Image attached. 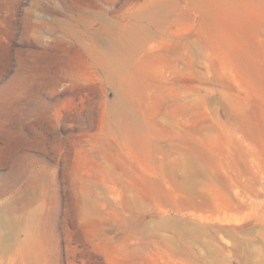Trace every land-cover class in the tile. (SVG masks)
Segmentation results:
<instances>
[{
    "label": "rangeland",
    "instance_id": "obj_1",
    "mask_svg": "<svg viewBox=\"0 0 264 264\" xmlns=\"http://www.w3.org/2000/svg\"><path fill=\"white\" fill-rule=\"evenodd\" d=\"M0 264H264V0H0Z\"/></svg>",
    "mask_w": 264,
    "mask_h": 264
}]
</instances>
